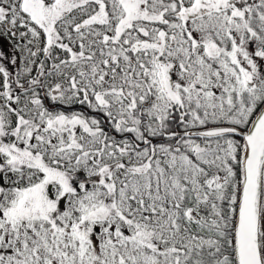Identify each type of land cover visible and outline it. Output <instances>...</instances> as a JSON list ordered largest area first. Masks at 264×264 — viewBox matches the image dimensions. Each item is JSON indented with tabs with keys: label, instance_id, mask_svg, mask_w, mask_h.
Masks as SVG:
<instances>
[{
	"label": "rangeland",
	"instance_id": "obj_1",
	"mask_svg": "<svg viewBox=\"0 0 264 264\" xmlns=\"http://www.w3.org/2000/svg\"><path fill=\"white\" fill-rule=\"evenodd\" d=\"M242 17L243 28H239V35L230 36L221 32V43L227 45L223 48L215 44L213 51H210L215 54L212 59L219 56L222 59L216 62V70H213L214 64L205 61L207 56L202 48L201 62L198 67L192 68L196 69L194 74L191 73L195 75L194 81L198 79L204 89L205 106L212 107L215 116L222 117L221 120L233 110L238 116H250L254 114L257 102L264 99V0H247ZM228 59L233 62L232 66L227 65ZM16 60L11 57V64L15 65ZM14 67L18 68V65ZM67 68L71 69V73L73 71V83L69 78L65 79L66 71L56 75V81L47 82L48 90L53 89L60 79L67 83L69 81L67 88L73 85L74 89L70 91L77 94H82L78 89L85 92L86 88L101 84L100 94L107 97L109 101L105 100L112 107L117 108L110 109L114 114L107 115L110 122L120 120L121 126L124 124L127 131L132 130L135 135L137 133V139L141 138L139 131L134 130L135 126L140 125L141 117L131 107H124V99L121 96L114 97L110 91L115 86H129L124 77L133 71L130 66L99 68L94 64H79ZM58 69L60 67H57L55 74ZM180 69L178 76L182 84L181 81L192 75L188 76L184 67L180 66ZM243 69H249L254 74L252 83L256 87L252 92H248L251 88L242 86H246L245 78L239 73ZM112 71H116L118 76L114 74L112 77ZM107 73L111 78H108ZM16 75L15 78L8 77V85L14 83L16 93H8L4 112L6 139L16 149L0 141V175L8 172L7 177L12 178L13 183L21 184L23 187L20 192L25 195L18 194L10 199L6 195L3 205L11 208L18 203L21 208H25L27 191L39 183L30 191L28 207L34 205L37 215L46 218L48 212L56 209L57 201L51 200L56 196L54 192L59 193L68 185L63 180L64 176H73L69 184L73 192L54 218L56 223L52 222L53 218L32 221L26 225L4 222L8 225L1 226V223L0 251H10L12 259L20 256L22 259L19 262L22 264H224L225 256L217 253L220 249L216 242L222 243L226 239L235 256L233 224L236 209H233V204L237 207L242 177H231L227 162L231 160L237 163L240 157L237 164L241 163L244 144L241 145L239 139L234 138L231 144L226 140H215L209 143L208 153L202 151L198 152L199 155L193 154V161L182 152L172 151L169 146L164 162L153 159L154 173L150 179L143 174L147 153L140 151L139 156L129 154L131 147L124 146L128 162L131 159V166L142 172L131 175L122 169L115 170L113 188L112 179L108 185L109 179L100 176L113 160L108 152L117 151L119 147L109 140L105 144L112 145L106 148L102 146L99 121L79 112L64 114L56 111L54 114L48 111L40 96H36L38 93L32 92L33 86L23 81V76ZM98 75L102 76L101 80H98ZM4 81L7 82L6 76L0 74V84ZM195 82H191V89H195ZM154 84L157 86L147 81L141 86L146 88L147 94L150 86L157 91ZM41 86L47 89L43 81ZM67 88L62 91L60 103L69 102L71 93ZM242 93L244 100L241 98ZM188 94L191 95L190 91ZM98 101L103 102L101 98ZM142 103L143 99L140 98L139 104ZM158 105L162 107V112L154 110L152 115L160 118L161 122L169 120L172 116L169 106L160 100ZM146 113L141 110L140 115ZM62 116L64 122L59 126L62 129H59L56 123ZM230 119L235 120L233 114ZM155 122L153 120V124ZM169 124L167 139L170 140L181 131ZM192 142L187 139L181 145L188 148ZM124 143L122 141L118 145L121 147ZM176 144L174 142L171 145ZM13 149L15 152L23 151L25 156L30 155L33 162L21 161ZM58 165L71 173L59 169L45 174L49 167ZM208 170H215L214 175L208 176ZM87 174H94L95 179H84ZM51 183H56L52 197L48 191ZM110 186L112 191L109 190ZM4 212L7 214L8 210ZM233 215L232 227L226 218H232ZM21 219H28V214L24 213ZM228 229L232 231V236L226 233Z\"/></svg>",
	"mask_w": 264,
	"mask_h": 264
},
{
	"label": "flooded vegetation",
	"instance_id": "obj_2",
	"mask_svg": "<svg viewBox=\"0 0 264 264\" xmlns=\"http://www.w3.org/2000/svg\"><path fill=\"white\" fill-rule=\"evenodd\" d=\"M246 6L247 0H0V74L5 75L7 81L0 84V141L6 146L16 149L14 144L9 143L6 139L4 112L8 93L12 91L16 93L14 83L8 85V77L9 79L10 77L15 78L18 74L24 77L23 81L27 82L29 86H33L32 92L38 93L36 96H40L48 111L54 114L56 111H61L64 114L79 112L95 117L99 121L103 136L102 146L106 148L113 144L119 147L117 151L108 152L113 160L100 176V178L109 179L108 185L111 184L112 179L113 188L115 170L122 169L131 175L142 172H138V168L131 166V159L128 162L129 158L125 157L128 153L125 152L124 146L131 147L129 154L139 156L141 155L140 151H143L144 154L147 153L143 174L144 177L150 179L154 173L153 159L164 162L168 156L169 146L172 147L170 148L172 151L182 152L193 161L195 160L193 154L199 155L198 152L202 151L208 153L209 143L215 140H226L231 144L232 140L237 138L241 145L244 144L242 134L249 130L253 120L264 107V99L257 102V106L253 110L254 114H250V116L249 114L238 116L233 110L224 115V120H221L222 117L215 116V110L212 107L205 106L204 89L198 79L196 82L194 81L195 75L193 74L196 69L192 68L199 66L200 52H203V49V53L207 56L205 61L214 64L213 70H216V62L222 61V59H219L220 56L212 59L215 54H211L210 51H213L215 44L223 48L227 45L226 43L223 46L221 43V32L230 36L232 34L239 35ZM249 33L253 34V32ZM11 57L17 59L15 65L11 64ZM79 64H94L99 68L130 66L133 69L124 77V81L128 82L129 86L121 80L126 86L119 88L115 86L110 91L114 97L121 96L124 99V107H131L133 112L141 117L140 125L135 126L134 129L139 131V136L142 135L141 138L137 139V133L135 135L132 130L127 131L123 127L124 124L121 126L120 120L110 122L107 115L113 114L110 111L111 108L112 110H117V108L112 107L111 103L106 102L107 97L104 98L100 94L101 84L88 87L85 92L78 89L82 91V94H77L70 91V89H74L73 85L70 86V89L67 88L69 81L67 83L60 79L61 81H57L53 89L48 90L47 82L56 81L58 79L56 75L66 71L65 79L69 78L73 83V71L71 73V69L67 67ZM17 65L16 69L14 66ZM227 65H233L231 59H228ZM180 66L186 69L185 73L188 76L193 73L192 76L181 81L182 84L179 82L178 76L181 70ZM57 67L60 69L55 74ZM44 68H48V70L45 71ZM188 68L189 70H187ZM51 73H54L53 76L48 78ZM239 73H242L246 81V86H242L251 88L248 92H252L256 87L252 83L254 74L249 69H243ZM114 74L118 76L116 71H112V77ZM107 75L108 78H111L109 73ZM242 76L240 75V79ZM101 77L98 75V80H101ZM41 81L45 82L47 89L41 86ZM147 81L156 83L157 86L154 85L157 91L155 87L152 89L150 86L146 94V88L141 84H146ZM191 82H195L193 83L195 89L190 88ZM65 88L71 93L70 99L68 103H60L59 98ZM142 90L143 96L141 97ZM189 91L191 95L188 94ZM244 97V93H242V100ZM99 98L103 100L102 103H99ZM140 98L143 99L142 104H139ZM158 100L169 106V113L172 115L165 122H161L160 118L157 119L156 115H152L154 110L162 112ZM141 110L149 114L141 116ZM231 114L234 115V121L230 119ZM153 120H156L154 124ZM62 121L64 122L63 116L57 119V128L62 129L59 127L60 124H63ZM169 123L181 131L177 135L179 139L177 137L167 139L170 130L167 128ZM213 129H229L236 132L212 136L200 133ZM78 139L79 137L76 138V140ZM187 139L194 142L186 149L181 144ZM108 140L112 144H105ZM122 141L125 143L120 147L118 144ZM174 142L177 143L178 148H175L176 145H171ZM14 149L13 152H15ZM15 153L21 161L33 162L31 156H25L23 151ZM240 160L239 157L237 163ZM237 163L231 162V160L227 162L231 168V177L240 178L242 177V161L241 166ZM35 167L40 169L39 166L35 165ZM59 169L71 173L70 170H65L62 165H58L49 167L45 170V174ZM207 172L208 176H213L215 170ZM7 174L8 172H5V175H0L1 226L8 225L4 222L26 225L32 221L48 220L49 218H53L52 222H57L54 221V218L60 208L67 203L68 195L73 192V187H69L70 178L73 176H64L63 180L68 184L65 187L66 190L61 189L59 193L54 192L55 197H52V192L56 183L50 184L48 191L52 197L51 200L57 201L56 209L48 212V216L44 218L37 215L34 205L28 207L27 201L30 191L39 183L27 191L25 208H21L18 203H15L11 208L3 205L6 195L9 196V199L18 194H23V197L25 195L20 192V188L23 186L13 183L12 178H8ZM45 174L42 180H44ZM61 174L63 173L61 172ZM98 178L96 177V179ZM84 179L94 180L95 177L94 174H87ZM13 184L16 186L11 187ZM111 189L110 186L109 190L112 191ZM6 210H8L7 214L4 212ZM13 213H17V215H13ZM24 213L28 214V219L22 220L21 216ZM258 241L261 262L264 264V161ZM0 252V264H22L19 262L22 259L20 256L12 259L10 251V253L8 250ZM231 253L228 252L224 255L235 258Z\"/></svg>",
	"mask_w": 264,
	"mask_h": 264
},
{
	"label": "water",
	"instance_id": "obj_3",
	"mask_svg": "<svg viewBox=\"0 0 264 264\" xmlns=\"http://www.w3.org/2000/svg\"><path fill=\"white\" fill-rule=\"evenodd\" d=\"M235 132L229 129H213L200 133L212 136ZM242 135L245 148L242 158V183L234 224L235 257L237 264H262L258 223L264 161V107L253 120L249 130Z\"/></svg>",
	"mask_w": 264,
	"mask_h": 264
},
{
	"label": "trees",
	"instance_id": "obj_4",
	"mask_svg": "<svg viewBox=\"0 0 264 264\" xmlns=\"http://www.w3.org/2000/svg\"><path fill=\"white\" fill-rule=\"evenodd\" d=\"M233 206H234V210L236 209V204L234 205L233 204ZM233 219H234V215H233V217L232 218H226V221L227 222H229V226H230V224L232 225V223H233ZM234 225V224H233ZM233 225H232V227H233ZM232 230V229H231ZM227 234H229L230 236H232V231L230 232V230L228 229L227 230V232H226ZM226 236V235H225ZM216 245L218 246V248L220 249H218L220 252H217V253H219V255L220 256H225L224 254L225 253H228V252H232L233 253V248L231 247L230 248V246H229V242L225 239V240H223V242L222 243H218V242H216ZM231 253V254H232ZM219 256V257H220ZM225 258V260H224V264H236L235 263V259H234V257L232 256V257H228V256H225L224 257Z\"/></svg>",
	"mask_w": 264,
	"mask_h": 264
}]
</instances>
